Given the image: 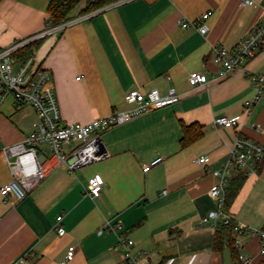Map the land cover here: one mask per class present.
<instances>
[{
    "label": "crops",
    "instance_id": "crops-1",
    "mask_svg": "<svg viewBox=\"0 0 264 264\" xmlns=\"http://www.w3.org/2000/svg\"><path fill=\"white\" fill-rule=\"evenodd\" d=\"M49 2L0 0V48L43 32ZM241 2L120 0L37 37L29 58L49 71L63 123L88 122L134 107L124 100L130 89L156 88L165 94L173 88L179 99L103 132L106 155L101 159L68 170L48 153L41 160L44 177L23 200L0 194V264H13L24 255L30 264H60L70 245L74 255L66 264H121L119 236L133 240L130 250L137 264H233L228 248L212 249L215 228L201 220L214 206L208 195L217 181L213 171L225 163L234 137L264 145V89L249 110L244 105L256 91L252 77L264 75V46L245 71L211 80L219 69L213 61L215 48H232L264 17L261 0ZM85 5L81 0L71 18L79 17ZM207 10L211 15L204 34L181 26V20L194 21ZM192 71L203 73L207 84L190 85ZM222 115L239 116L240 125L214 127L213 119ZM35 120L31 106H18L5 94L0 143L22 140ZM252 121L261 131L249 126ZM194 122L203 135L182 147L181 123ZM196 156L209 160L197 164ZM157 157V163L143 170ZM5 160L0 151V187L12 179ZM94 175L102 184L99 195L91 197L86 192ZM227 214L238 224L263 228L264 164L259 172H247ZM58 215L63 235L55 230ZM107 220L119 222L121 229L98 234ZM258 243L255 237L246 238L241 252L253 264H264Z\"/></svg>",
    "mask_w": 264,
    "mask_h": 264
},
{
    "label": "built area",
    "instance_id": "built-area-1",
    "mask_svg": "<svg viewBox=\"0 0 264 264\" xmlns=\"http://www.w3.org/2000/svg\"><path fill=\"white\" fill-rule=\"evenodd\" d=\"M241 4L252 5L254 2L253 0H242ZM261 4L264 5V0H261ZM210 15L211 11L207 10L194 21L181 20L180 23L184 28L194 26L201 34H204L208 30L206 20ZM84 16L69 18L56 26L47 27L40 34L28 39L32 40L46 32L62 29ZM25 43L27 40H21L8 47L0 48V101L3 100L5 94H10L18 106L29 105L36 114L32 130L22 140L12 144L0 143V151L5 155L6 164L12 173V179L0 187V194L5 199L23 200L44 177V168L40 157L45 158L46 154L50 153L58 161L64 163L68 170L99 160L106 155L101 138L103 132L129 121L138 114L162 108L179 99V95L173 88H170L165 94H161L156 88L145 92L139 89H130L125 92L124 100L133 103L134 107L127 110H113L107 115L93 118L88 122L63 123L49 71L33 64L31 58H28L24 63H19L13 57V52ZM263 46L264 17L248 34L238 39L232 48L224 46L215 48L213 61L219 65V69L217 74L212 75L211 80L224 78L238 70L245 71L249 60L254 58ZM252 78L256 91L251 99L244 102L246 110H249L250 106L257 101L264 89V75L256 74ZM188 82L192 86H198L207 84L208 80L203 73L192 71L188 76ZM239 125V116L222 115L213 119L214 127L236 128ZM249 126L261 131L260 124L255 121L250 122ZM65 146H69L67 151H64ZM72 156H75L74 161L68 162ZM263 158V144L243 135L234 137L228 149L225 163L220 169L213 171L217 181L210 186L208 195L214 201V206L202 218V223L210 222V225L215 228L218 222L227 223L230 220L224 209V200L225 188L231 172L235 169L247 172L256 171ZM159 160V157L154 158L143 165V170H148ZM208 160L207 156L194 158L197 164H204ZM101 184L100 176L94 175L89 180L86 193L91 197L98 196ZM61 218V215L56 217L55 230L58 235L64 234V228L60 224ZM120 229L119 222L111 224L107 220L97 228L96 232L101 234L106 230L118 231ZM234 230V247L238 250V257L233 264H253L252 257L241 252L246 238L249 237L258 239V253L264 261V229L250 228L237 223ZM118 244L124 252L121 264H137L136 258L130 250L133 240L119 236ZM74 249L73 245L68 246L65 259L60 264H66L73 258ZM13 264H30V260L24 255Z\"/></svg>",
    "mask_w": 264,
    "mask_h": 264
},
{
    "label": "trees",
    "instance_id": "trees-1",
    "mask_svg": "<svg viewBox=\"0 0 264 264\" xmlns=\"http://www.w3.org/2000/svg\"><path fill=\"white\" fill-rule=\"evenodd\" d=\"M120 0H86V5L79 11V15L86 12L96 11L111 3ZM81 0H50L47 7V21L46 26H56L63 21L71 18L72 11L77 7ZM39 39H35L28 44H23L13 52V57L19 63H24L33 53V48L38 44ZM182 137L181 146L186 147L199 139L203 135V128L198 123L185 124L181 123ZM264 164V158L258 165L257 171L259 172ZM247 171L238 169L237 173L230 179L225 188L224 209L227 212L228 207L233 202L237 193L240 191L245 179ZM237 225L236 221L232 218L227 223L218 222L213 233L212 249L220 252L224 248H228L231 253L232 259L235 261L238 257V250L234 247L235 230ZM264 229V226H263Z\"/></svg>",
    "mask_w": 264,
    "mask_h": 264
},
{
    "label": "rangeland",
    "instance_id": "rangeland-1",
    "mask_svg": "<svg viewBox=\"0 0 264 264\" xmlns=\"http://www.w3.org/2000/svg\"><path fill=\"white\" fill-rule=\"evenodd\" d=\"M99 9H100V8H99ZM97 10H98V9H97ZM91 12H93V11H91ZM91 12H89V13H91ZM87 14H88V12H86L85 14H81V15H87ZM78 15H79V14H78ZM81 15H80V16H81ZM35 39H37V38H34V39H32V40H31V39H28V38L25 39V40H27V43H26V44L32 42V41L35 40Z\"/></svg>",
    "mask_w": 264,
    "mask_h": 264
},
{
    "label": "water",
    "instance_id": "water-1",
    "mask_svg": "<svg viewBox=\"0 0 264 264\" xmlns=\"http://www.w3.org/2000/svg\"><path fill=\"white\" fill-rule=\"evenodd\" d=\"M42 159H43V158L40 157V161H41ZM74 159H75V156H72V157H70V158L68 159V162H72V161H74Z\"/></svg>",
    "mask_w": 264,
    "mask_h": 264
}]
</instances>
